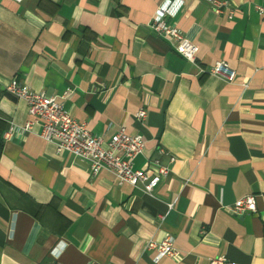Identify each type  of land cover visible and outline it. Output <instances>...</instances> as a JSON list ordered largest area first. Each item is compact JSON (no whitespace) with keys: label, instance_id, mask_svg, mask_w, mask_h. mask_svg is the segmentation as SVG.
<instances>
[{"label":"crops","instance_id":"0c3cea01","mask_svg":"<svg viewBox=\"0 0 264 264\" xmlns=\"http://www.w3.org/2000/svg\"><path fill=\"white\" fill-rule=\"evenodd\" d=\"M166 1L0 0V264H264V0H229L233 17L172 0L167 21L200 46L195 61L151 26ZM218 60L234 80L210 73ZM13 77L94 134L141 133L135 166L168 173L147 193L58 152L40 125L23 131ZM248 193L257 211L235 214ZM168 236L180 255L156 260L147 244Z\"/></svg>","mask_w":264,"mask_h":264},{"label":"built area","instance_id":"2783aa9c","mask_svg":"<svg viewBox=\"0 0 264 264\" xmlns=\"http://www.w3.org/2000/svg\"><path fill=\"white\" fill-rule=\"evenodd\" d=\"M208 1L216 13L228 14L229 17L234 16L235 10L231 7L229 0ZM171 3L172 0H167L158 7L151 26L156 33L173 41L178 53L195 61L200 46L189 38L180 27L167 21L168 16L175 11V7H172ZM256 7L260 15L264 16V5L258 4ZM210 73L231 81L236 78L237 71L230 67L225 60H218L211 66ZM6 90L24 99L28 104L30 117L23 126V131L31 129L36 124L40 125L42 138L54 142L58 152L68 151L86 160L93 174H97L107 167L116 173L120 183L140 185L144 191L152 193L168 173V167L161 164L158 159L152 160L146 168L135 166V159L144 152L146 146V141L141 133H131L127 127L122 126L109 138L94 134L87 123L72 116L55 95H49L44 90H35L22 83L17 77L11 79L6 85ZM146 116L147 111L144 108L136 113V117L141 121H144ZM12 130L6 131L5 136L8 137ZM257 209L255 193H248L238 198L232 206V211L237 215L254 213ZM147 249L157 251L156 260L166 255L172 257L180 255L172 236L161 241L150 239ZM209 260L211 264H230L225 256H212ZM50 264L62 263L55 261Z\"/></svg>","mask_w":264,"mask_h":264}]
</instances>
